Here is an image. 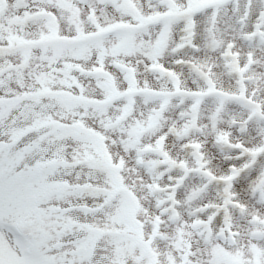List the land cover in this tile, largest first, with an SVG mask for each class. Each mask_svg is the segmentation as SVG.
Instances as JSON below:
<instances>
[{
  "label": "snow or ice",
  "instance_id": "obj_1",
  "mask_svg": "<svg viewBox=\"0 0 264 264\" xmlns=\"http://www.w3.org/2000/svg\"><path fill=\"white\" fill-rule=\"evenodd\" d=\"M0 264H264V0H0Z\"/></svg>",
  "mask_w": 264,
  "mask_h": 264
}]
</instances>
